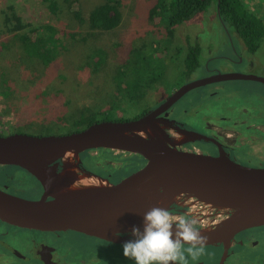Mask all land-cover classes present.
I'll return each instance as SVG.
<instances>
[{"label": "rangeland", "instance_id": "374dc122", "mask_svg": "<svg viewBox=\"0 0 264 264\" xmlns=\"http://www.w3.org/2000/svg\"><path fill=\"white\" fill-rule=\"evenodd\" d=\"M76 1L77 4L71 11H79L82 20H78L70 10L62 6L57 14H54L43 0H0V12L14 5L24 22L35 26H56L59 37L63 40L61 52L49 66H44L39 61H28L26 53L16 44L0 57V65L7 72L14 89L11 98L0 96L5 106L1 114L5 118V124L0 122L1 132L22 131L26 134L47 136L75 130L73 123L81 110L87 107L98 110L116 100L114 77L129 58L131 49L143 50L145 53L142 54L148 56L154 47L158 48L161 43V50L155 58L158 57L165 63L164 72L159 81L150 82L151 86L137 109L127 113L128 115L119 112V116L133 117L141 110L154 109L186 83L201 79L210 73H240L264 77V40L259 50L251 54L241 40L225 29L214 4L192 21L178 26L174 37L168 40L165 28L149 18L148 7L151 0H120L123 15L121 25L113 32L94 34H91L89 29V15L106 0ZM242 1L251 12L264 20V0ZM229 37L235 39L239 58L232 50ZM196 43L202 48L201 65L187 76L184 73L185 58L189 45ZM99 48L103 49L105 58L104 62L96 67L93 60L99 58L93 59L92 56ZM214 87H205L189 93L174 107V114H185L184 111L188 110L191 114L199 111L200 115L214 113L216 117H240L235 124L239 127L236 131H227L211 125V132L229 148L241 150L239 155L244 160H241L238 154L236 157L244 161L243 163L252 160V166H259V162L264 166V160L261 161L264 159V134L252 135L249 130L246 133L248 127L264 133L262 122H251L248 119L249 116L253 117L252 113L264 114V86L257 82L234 80L223 82L217 89ZM243 99L253 102L242 103ZM245 111L247 114L242 117ZM11 116L13 120L8 121L7 117ZM243 121H246L245 125H241ZM161 124L166 129L169 128L165 122ZM165 133L168 141L172 142L166 130ZM185 136L183 137L186 138ZM178 137L179 132L176 133V139ZM200 143L190 148L198 152L201 148L206 149L207 142ZM243 147H246V150ZM228 153L226 151L225 155L231 158ZM89 154L94 157L97 166L106 167L109 172L114 173L123 169L125 172L134 169L138 158L128 153L105 152L101 149L92 150ZM79 158L78 163H81V157ZM84 163L91 167L87 159ZM7 172L9 179L5 181L12 180L23 198L36 200L40 197L38 182L26 170L8 168Z\"/></svg>", "mask_w": 264, "mask_h": 264}, {"label": "water", "instance_id": "95a60500", "mask_svg": "<svg viewBox=\"0 0 264 264\" xmlns=\"http://www.w3.org/2000/svg\"><path fill=\"white\" fill-rule=\"evenodd\" d=\"M218 15L220 17V13ZM234 80L264 84V78L256 75L217 73L183 85L155 110L136 120L102 121L62 135L0 134V167L26 170L41 183L44 191L38 199L31 200L0 188V223L32 234L73 230L111 240L122 229L126 211L131 213L135 223L125 224L144 228L141 211L151 204L140 193L159 191L184 194L230 212L226 219L202 233L208 238L207 245H227L239 232L264 226V168L245 166L222 152L214 156L181 149L168 141L161 127V122L169 120L167 113L164 117L161 115L191 90ZM148 126H154L163 140L149 135ZM137 130H142L145 136L136 133ZM175 130L191 134L195 139L212 141L222 149V144L214 138L184 132L180 127ZM99 149L137 156L136 167L111 181L105 180L102 185L69 188L65 186L70 183H62L63 188L50 189L60 182L56 177L64 169L63 164L60 170V160H51L53 155L80 157L84 152ZM30 161H35L37 166H30ZM13 198L16 203L10 205ZM166 199L164 197L163 201ZM32 209L36 210L35 214H29Z\"/></svg>", "mask_w": 264, "mask_h": 264}, {"label": "trees", "instance_id": "16d2710c", "mask_svg": "<svg viewBox=\"0 0 264 264\" xmlns=\"http://www.w3.org/2000/svg\"><path fill=\"white\" fill-rule=\"evenodd\" d=\"M43 2L47 4L48 9L54 14H57L60 6L71 11L77 4L76 0H43ZM212 4L216 5L217 14L220 13L219 18L227 30L231 32V35L234 34L244 43L251 54H255L264 40V20L251 12L242 0H151L148 14L152 21H157L165 28L167 39L171 40L178 26L190 22L198 15L206 12ZM71 12L78 20H82L79 11L74 10ZM0 19V57L7 50L10 51L13 44H16L26 53L28 61H39L44 66H49L61 52L63 40L59 37V30L56 26L48 24L35 26L26 23L14 5H10L6 10L1 11ZM122 19L121 1L106 0L91 11L88 19L89 29L92 32L91 34L113 32L121 25ZM71 36L73 37L74 35ZM160 45L161 43L158 48L154 47V50L148 56L142 54L143 50L131 49L129 58L121 65L117 75L114 77L117 89L116 100L111 105L98 110L89 107L81 110L73 123L76 127L75 130L65 134L84 130L92 124L102 121L123 122L136 120L148 114L152 108L141 110L140 113L135 114L133 117L118 115L119 112L127 114L137 109L139 102L144 99L147 89L151 86L150 82L154 83L163 77L165 63L158 57L155 58L156 54L161 50ZM16 50L18 51V48ZM201 57L202 48L200 44L189 45L184 62V73L187 76L200 67ZM92 58H99V60H93L96 67L98 64L101 65L105 58L103 49L99 48L94 51ZM13 93L14 89L11 79L0 65V96L9 99ZM15 133L23 132L3 133L0 131L3 136ZM101 150L112 152L110 150ZM89 152H84L80 155L82 160L80 168L84 172L111 180L125 172V169L117 173L109 172L106 167L97 166L94 157ZM86 159L90 162L91 167L86 166L84 163ZM59 167L62 168L60 162ZM0 168H2L0 180L2 179V182L8 184L12 190L21 193L20 190L14 187L12 180L5 181L9 179L8 168L11 170L21 168L13 166Z\"/></svg>", "mask_w": 264, "mask_h": 264}, {"label": "flooded vegetation", "instance_id": "af4514ba", "mask_svg": "<svg viewBox=\"0 0 264 264\" xmlns=\"http://www.w3.org/2000/svg\"><path fill=\"white\" fill-rule=\"evenodd\" d=\"M234 40V38L229 37V41L233 48L232 50H234L233 52L235 56L239 58L240 56L237 53ZM216 74L217 73H210L209 75L201 79ZM223 82L208 84L206 86L195 88L188 92L167 112L161 115V117H164L166 113L168 114L167 119L169 120L164 121L169 125V128L166 129L162 124L161 127H163L164 131L166 130V132H168L172 142L174 143L175 140H177L175 138L176 133L178 132L177 130H175V127H180L182 131L184 130V132L189 131L203 134L210 138L216 139L222 144V149H220L216 143L209 140L197 139V141L194 142V140H191L192 137L188 140V138L185 136H190L191 134L189 135L187 133H183L185 134L184 136L188 141L181 145H178V147L181 149L198 152L197 150H192L190 146L198 145L200 142H207V145L205 146L206 149H199V153L217 156L221 152L226 154L227 151L229 152L228 154L230 155L231 159L245 166L264 168V166L261 165V162H259V166H252V160L250 161L245 159L246 162L243 163L244 161L242 162L241 160H244V158L241 159V155H239L242 153L241 150L235 147L229 148L228 145L214 136L211 132V125L227 131H236L237 129H239V127H236L235 124L240 117H235L236 115L234 116L235 118H232L230 116L228 117L226 115H217L216 117L214 113H210V115H200L199 111L191 114L188 110L184 111L185 114H174V107L192 91L210 86H215L214 88L217 89L218 86ZM251 82H257L264 86L263 83L258 81ZM261 98L263 97L261 96ZM164 101H162V103ZM251 102H253V100H242V103L249 104ZM162 103H160L158 106H160ZM158 106H156L151 111L155 110ZM224 112L229 111L224 110ZM245 114H247L246 111L242 113V117H244ZM252 116V118H250V116L248 118L251 122L254 120L262 122L264 126V114L252 113ZM245 124L246 121H243L241 125ZM247 130H249L252 135L264 134L263 132L257 131L256 129H249V127L246 129V133L248 132ZM243 149L246 150V147H243ZM236 154L239 155L241 160L236 157ZM263 160L264 159H261V161ZM59 162L63 165L62 161ZM60 170H62V168ZM101 179L111 181V179L108 178ZM37 182L40 186L41 192H39V194L41 196L44 192L43 187L39 181ZM0 188L6 189L9 193L21 197V193H18L16 190H12L8 184L2 182V179L0 180ZM185 203V200H183L181 203L173 204L167 209H169L174 215L177 216H201L200 218L203 220V224L198 226L200 230H204V228L207 226L208 227L206 230H208L212 226L223 221L224 218L226 219L230 214L228 210L219 209L217 207L213 209L201 205L197 208H194L193 205H186ZM150 204L151 207H145V210L141 211V213H143L142 217H144V213L153 206L162 207L159 203ZM215 221L218 222L216 223ZM133 227H138L141 231H143L142 226L131 224L127 225L122 222V229L116 234L115 238L106 240L73 230L55 234H32L9 228L0 223V264H135L134 260L125 257L123 250V245L126 242L135 239V237L132 235ZM188 264H264V226L252 227L239 232L229 241L227 245H225V243L206 245L203 253L196 259H192L190 256L188 257Z\"/></svg>", "mask_w": 264, "mask_h": 264}, {"label": "clouds", "instance_id": "9594fccd", "mask_svg": "<svg viewBox=\"0 0 264 264\" xmlns=\"http://www.w3.org/2000/svg\"><path fill=\"white\" fill-rule=\"evenodd\" d=\"M202 224L198 216H177L154 206L144 213L143 231L133 227L135 239L123 245L124 255L135 264H188V257L196 259L207 245Z\"/></svg>", "mask_w": 264, "mask_h": 264}, {"label": "bare ground", "instance_id": "6f19581e", "mask_svg": "<svg viewBox=\"0 0 264 264\" xmlns=\"http://www.w3.org/2000/svg\"><path fill=\"white\" fill-rule=\"evenodd\" d=\"M147 132L152 137L159 138V139L163 140L162 138H160L161 133L154 126H148ZM136 133H138L142 136H145V133L142 130H137ZM179 134H180V137H178V139L175 140V144H177V145H181V144L187 142L189 139H191V137H192L191 140H195V137L192 135H190V136L187 135V138H188V140H187V138L183 137L185 134H183V133H179ZM51 160H53V161L54 160L55 161L61 160L64 164V169L56 177V179L60 182L53 184L50 188L51 190H58L60 188H63L64 186H62V183H65V184L70 183L71 184L70 186H65V187H69V188L94 187V186H98V185H102V184L106 183L104 179L83 173V171L80 169V166L78 164V161H79L78 155H67V154L53 155L51 157ZM28 164L32 167L37 166V163L35 161H30ZM140 195L143 198H145L147 201H149L150 203H159V204L161 203L162 207L166 208V209L169 208L173 204L181 203L183 200H185L186 205H193L194 208H197L198 206H201V205L206 206L208 208H213V209L216 208L212 205L205 204V203H203V202H201V201H199L193 197H190V196H187L184 194H180V193L167 194L166 192L161 193L159 191H143L142 193H140ZM164 197H166L167 199L163 201ZM155 200L157 202H154ZM15 203H16V201L14 200V198L11 199L10 205H14ZM35 213H36L35 209H32L31 211H29V214H35ZM124 221H125V223L126 222L127 223H129V222L135 223V220L129 211H126L124 213ZM207 227H205L204 230H200L201 234L205 232Z\"/></svg>", "mask_w": 264, "mask_h": 264}, {"label": "built area", "instance_id": "2783aa9c", "mask_svg": "<svg viewBox=\"0 0 264 264\" xmlns=\"http://www.w3.org/2000/svg\"><path fill=\"white\" fill-rule=\"evenodd\" d=\"M5 110V106L3 105V101L0 98V122L5 124V118L3 116H1L2 112ZM8 121L13 120V117H7ZM1 128V127H0Z\"/></svg>", "mask_w": 264, "mask_h": 264}]
</instances>
